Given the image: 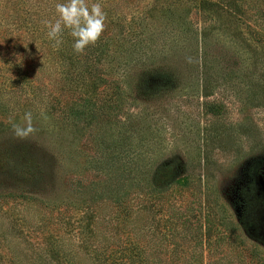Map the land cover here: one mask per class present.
Here are the masks:
<instances>
[{
    "label": "trees",
    "instance_id": "trees-1",
    "mask_svg": "<svg viewBox=\"0 0 264 264\" xmlns=\"http://www.w3.org/2000/svg\"><path fill=\"white\" fill-rule=\"evenodd\" d=\"M58 3L66 0H0L2 20L12 18L16 27L14 32L1 29L0 21V138L14 131L17 119L28 112L38 126L26 139L4 140L0 153L21 163L25 156L20 154L31 150L43 160L46 147L39 129L54 132L55 138L64 136L66 143L85 133L87 143L100 145L104 160L114 166L102 188L106 193L113 185L115 196L99 194L95 206H83L89 234L105 232L108 205L128 234L113 251L106 242L70 244L68 249L61 241L60 248H51V257L57 264H250L243 261L246 256L264 264L256 248L240 246V236L236 245L210 213L207 180L196 182L198 200L177 206L172 196L182 198L189 186L182 170L159 178L150 163L130 154L124 158L132 139L147 130L159 131L158 114L140 101L197 98L202 111L220 115V106L203 98L225 78L245 84L252 98L262 95L264 0L101 1L107 13L105 31L83 53L74 51L68 29L59 47L44 35V21L58 18ZM30 25L33 34L25 31ZM32 144H39L43 155ZM1 172L13 173L4 166ZM1 231L0 239L12 252L8 259L2 247L0 264H23L8 241L10 233L5 227Z\"/></svg>",
    "mask_w": 264,
    "mask_h": 264
},
{
    "label": "rangeland",
    "instance_id": "rangeland-1",
    "mask_svg": "<svg viewBox=\"0 0 264 264\" xmlns=\"http://www.w3.org/2000/svg\"><path fill=\"white\" fill-rule=\"evenodd\" d=\"M101 1L105 0H88L90 4ZM8 7H12L11 3ZM136 12L137 9L130 16ZM0 21L4 25L1 29L14 32L11 31L16 28L12 18L5 22L0 14ZM42 24L38 22L39 26ZM48 30L43 29L45 36ZM25 31L33 34L31 25L25 27ZM261 73L264 75V68ZM219 83L213 94L203 100L218 104L220 115L202 111V99L197 98L168 103L140 101L158 114L155 119L159 131L147 130L138 139H132V149L125 147L124 158L130 154L150 163L159 178L166 172L177 175L176 171L182 170L189 186L182 198L172 196L177 206L191 205L193 200H198L200 189L196 182L207 180L210 213L215 220L234 237L236 245L240 236V246L254 247L263 257L264 91L261 96L252 98L247 86L238 79L225 78ZM15 123L26 124L22 118ZM32 124L37 130L38 126ZM39 130V138L46 147L43 160L31 150L20 154L25 156L21 163H16L18 159H14V155L0 153V233L4 227L5 232L10 233L8 241L16 251L17 260L23 264H57L51 257V248L58 247L61 241L69 245L68 249L106 242L113 251L119 241L127 240L128 232L119 224L111 206L105 211L108 221L105 235H90L91 225L83 214V210L86 211L83 206L93 207L98 203L99 194L104 193L102 186L108 181L106 172L114 167L108 166L109 160H104L103 148L87 143L85 133L78 141L66 143L60 134L55 138L54 132ZM7 133L0 138L1 146L4 140L13 143L18 139L14 131ZM31 146L43 155L39 144ZM3 166L13 173L2 175ZM163 166L170 169L165 170ZM109 188L113 190V185ZM111 189L104 193L105 197L115 196ZM5 245L7 243L0 239V249L4 247L9 259L12 249ZM246 260L254 264L257 258L245 256L243 261Z\"/></svg>",
    "mask_w": 264,
    "mask_h": 264
},
{
    "label": "clouds",
    "instance_id": "clouds-1",
    "mask_svg": "<svg viewBox=\"0 0 264 264\" xmlns=\"http://www.w3.org/2000/svg\"><path fill=\"white\" fill-rule=\"evenodd\" d=\"M58 18L54 21H44L49 29L47 36L54 40V47L62 43L65 29L74 38L73 49L76 53H83L89 45H95L106 28L107 13L103 10L101 3H89L88 0H66V3L56 4ZM39 49L38 44H36ZM27 47V45H25ZM38 74V73H37ZM25 125H14L17 138L26 139L35 131L32 124V113L24 116Z\"/></svg>",
    "mask_w": 264,
    "mask_h": 264
}]
</instances>
